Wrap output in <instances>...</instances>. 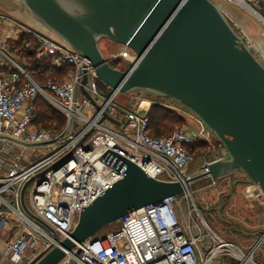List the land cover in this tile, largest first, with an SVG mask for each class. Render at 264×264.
<instances>
[{
	"label": "built area",
	"instance_id": "obj_1",
	"mask_svg": "<svg viewBox=\"0 0 264 264\" xmlns=\"http://www.w3.org/2000/svg\"><path fill=\"white\" fill-rule=\"evenodd\" d=\"M211 1L236 6L264 24V0ZM47 31L0 9V232L7 233L4 258L18 264L29 251L30 262L68 238L82 209L124 177V170L118 168L116 155H120L148 176L180 182L187 190L129 213L113 232L77 243L57 264H264V228L248 245L228 240L210 227L194 200L188 206L184 202L192 196L193 182L211 178L201 177L208 171L207 165L229 157L221 141L220 153L211 150L215 133L197 116L169 134L152 136L149 109L135 101L132 108L118 103L120 92L105 95L97 87L92 62ZM30 46L36 59L49 58V68L40 75L54 76L43 84L35 80L32 66L17 56L27 54ZM59 69L67 70L63 80L55 75ZM38 97L63 115L61 130L36 124ZM165 99L161 104L165 107L178 103ZM174 106L173 110L186 108ZM198 142L210 144L212 156L192 172L196 160L192 146ZM27 183L24 206L22 190ZM217 183L218 179H212L210 186ZM245 190L246 195L264 198L257 185Z\"/></svg>",
	"mask_w": 264,
	"mask_h": 264
},
{
	"label": "water",
	"instance_id": "obj_2",
	"mask_svg": "<svg viewBox=\"0 0 264 264\" xmlns=\"http://www.w3.org/2000/svg\"><path fill=\"white\" fill-rule=\"evenodd\" d=\"M18 1L87 57L97 78L113 92L151 90L193 111L229 153L209 163L201 177L217 180L241 172L247 179L235 181L233 191L238 184H251L264 193V64L218 5L211 0ZM103 38L136 54L129 70L108 62L99 47ZM116 156L124 177L82 209L68 238L27 264H57L77 243L129 213L187 190L180 182L156 180Z\"/></svg>",
	"mask_w": 264,
	"mask_h": 264
},
{
	"label": "rangeland",
	"instance_id": "obj_3",
	"mask_svg": "<svg viewBox=\"0 0 264 264\" xmlns=\"http://www.w3.org/2000/svg\"><path fill=\"white\" fill-rule=\"evenodd\" d=\"M216 4L226 14L235 30L245 40L251 51L264 64V24L250 13L238 9L236 6H230L228 3L221 1H218ZM0 9L9 12L15 18L28 23L32 27L48 33V29L20 1L0 0ZM33 44L34 42H31V45ZM99 47L108 62L111 65L117 66L120 70H129L137 60L136 54L131 49L107 38L100 40ZM29 49L32 51L31 46ZM29 49H27L28 51L26 50L27 53ZM24 53L23 55L20 53L17 56L20 60L23 61L24 59L31 65V61L36 56L32 57ZM123 53L125 54L123 55ZM53 76L52 73H49L39 83L43 84L47 81L48 77ZM34 78L38 81L36 76ZM63 79L64 77L59 80ZM97 87L105 95H110L113 92L108 85L99 79H97ZM116 100L118 103L126 105L129 108H132L131 102L135 101L136 104H142L143 108H148L149 110L154 103L161 105L167 102L161 94L140 88L121 92ZM145 102L147 106H144ZM171 104L163 107L174 114L184 117V125L197 118V115L188 108H183V111L173 110V105L179 107L180 104L173 102ZM181 126L177 124L174 129ZM211 141L213 142L211 150L220 153L219 138L215 135ZM210 146V144L208 146L205 142H198L192 146V150L196 155V160L192 165V172L199 169L206 158L212 156V153L208 152ZM241 179L247 178L243 173L238 172L218 179V183L215 186H210L212 182L211 178L197 180L191 184V199L188 198L189 200H184V202L188 206V204H192L191 200H194L210 227L223 238L248 245L256 234L264 228V198L246 195L245 188L251 184H238L236 190L233 191L234 182ZM227 195L229 196L227 197ZM119 226V223L110 224L98 232L97 236H105ZM262 256L264 257V253Z\"/></svg>",
	"mask_w": 264,
	"mask_h": 264
},
{
	"label": "trees",
	"instance_id": "obj_4",
	"mask_svg": "<svg viewBox=\"0 0 264 264\" xmlns=\"http://www.w3.org/2000/svg\"><path fill=\"white\" fill-rule=\"evenodd\" d=\"M28 55L34 57L33 51L27 53ZM49 58L44 59H33L31 61V66L34 76L37 78V82L41 81L44 76L40 75V72L46 71L49 68ZM117 68V66L112 65ZM66 69H59L55 75L58 80L64 76ZM124 71V70H123ZM36 124L46 128H57L61 130L64 124V117L54 108H52L49 103L43 98L38 97L36 100ZM149 117L151 121V134L154 137H160L166 134H169L174 130V127L177 124L184 126L185 119L184 117L174 114L170 110L164 108L162 105L154 103L149 110ZM181 126V127H183Z\"/></svg>",
	"mask_w": 264,
	"mask_h": 264
},
{
	"label": "crops",
	"instance_id": "obj_5",
	"mask_svg": "<svg viewBox=\"0 0 264 264\" xmlns=\"http://www.w3.org/2000/svg\"><path fill=\"white\" fill-rule=\"evenodd\" d=\"M263 12H264V9H263ZM144 106H147L146 102H145ZM6 236H7L6 231L0 232V264H11V262L7 261L4 258V256H3V251H4V248H5ZM29 254H30L29 251H26V253L23 256L22 260L18 264H27V263H29V260L27 258V256Z\"/></svg>",
	"mask_w": 264,
	"mask_h": 264
}]
</instances>
